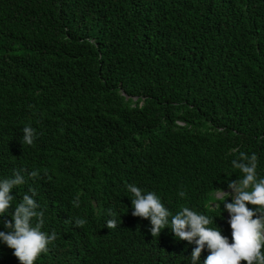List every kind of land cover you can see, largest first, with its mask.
Instances as JSON below:
<instances>
[{"label": "trees", "instance_id": "trees-1", "mask_svg": "<svg viewBox=\"0 0 264 264\" xmlns=\"http://www.w3.org/2000/svg\"><path fill=\"white\" fill-rule=\"evenodd\" d=\"M240 153L264 179V0H0V180L26 181L0 231L34 189L57 233L34 264H191L195 243L153 237L127 184L154 192L169 225L189 207L232 243L215 193L243 178ZM13 253L0 240V264H21Z\"/></svg>", "mask_w": 264, "mask_h": 264}, {"label": "clouds", "instance_id": "clouds-1", "mask_svg": "<svg viewBox=\"0 0 264 264\" xmlns=\"http://www.w3.org/2000/svg\"><path fill=\"white\" fill-rule=\"evenodd\" d=\"M133 100H136L134 98ZM22 144L32 145L35 137V129L25 126L23 129ZM232 166L240 170L243 178L228 183V190L217 189L215 196L223 200L224 208L230 215V228L232 230V243L228 238L221 235V231L208 227L212 218L198 214L189 207H184L171 217L170 212L161 203L154 192L145 191L135 184H127V191L134 197L131 199L134 209L133 216L150 219L152 236L160 235L170 229L178 240H185L195 243L196 247L191 253V264H197L202 250L207 245L210 254L204 264H264V179H257V156L253 153L248 156L240 153L239 159L232 160ZM15 171L12 177L0 180V214H4L11 206L14 199L10 192L16 186L26 183L22 172ZM38 170L29 173L32 178L38 177ZM232 190V191H231ZM29 194L25 193L22 202L15 207L12 213V221L5 222L7 233L0 231V240L14 249V255L21 264H34L38 255L47 250L48 245L57 239V233L52 231L48 234L42 231L44 221V211L39 209V204L35 201L34 189H29ZM186 193L179 191L178 196L184 197ZM231 196L232 202L227 201ZM78 197L75 206H79ZM248 204L258 206L254 210L247 207ZM259 213V214H258ZM110 216L116 214L110 212ZM256 218H253V217ZM36 220L33 224V220ZM86 223L84 219H76L75 224L82 227ZM106 227L112 229L117 227V219L112 218L106 221Z\"/></svg>", "mask_w": 264, "mask_h": 264}, {"label": "rangeland", "instance_id": "rangeland-1", "mask_svg": "<svg viewBox=\"0 0 264 264\" xmlns=\"http://www.w3.org/2000/svg\"><path fill=\"white\" fill-rule=\"evenodd\" d=\"M231 191H232V190H231ZM227 192H228V193H230V192H229V190H228V191H226L225 193H227Z\"/></svg>", "mask_w": 264, "mask_h": 264}]
</instances>
